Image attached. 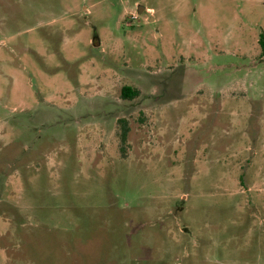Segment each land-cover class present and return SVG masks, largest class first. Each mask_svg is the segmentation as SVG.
Masks as SVG:
<instances>
[{"label": "rangeland", "instance_id": "rangeland-1", "mask_svg": "<svg viewBox=\"0 0 264 264\" xmlns=\"http://www.w3.org/2000/svg\"><path fill=\"white\" fill-rule=\"evenodd\" d=\"M262 33L264 0H0V264H264Z\"/></svg>", "mask_w": 264, "mask_h": 264}, {"label": "trees", "instance_id": "trees-1", "mask_svg": "<svg viewBox=\"0 0 264 264\" xmlns=\"http://www.w3.org/2000/svg\"><path fill=\"white\" fill-rule=\"evenodd\" d=\"M260 44L262 47V53L264 54V33L261 34V38H260ZM140 94V91L136 88H133L131 86H123L122 91H121V95L122 98L124 99H133L135 97H137ZM120 122L122 123V133H121V140L122 143H125L126 141V137L128 134V125L126 120L122 119ZM122 150H124V145L122 147Z\"/></svg>", "mask_w": 264, "mask_h": 264}, {"label": "water", "instance_id": "water-1", "mask_svg": "<svg viewBox=\"0 0 264 264\" xmlns=\"http://www.w3.org/2000/svg\"><path fill=\"white\" fill-rule=\"evenodd\" d=\"M140 9V8H139Z\"/></svg>", "mask_w": 264, "mask_h": 264}]
</instances>
